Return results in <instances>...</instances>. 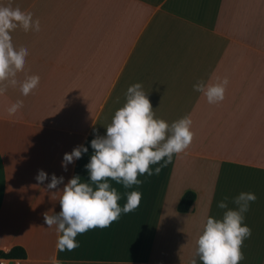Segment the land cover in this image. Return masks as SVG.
<instances>
[{
	"label": "crops",
	"instance_id": "obj_1",
	"mask_svg": "<svg viewBox=\"0 0 264 264\" xmlns=\"http://www.w3.org/2000/svg\"><path fill=\"white\" fill-rule=\"evenodd\" d=\"M33 13L40 30L18 27L14 45L26 47L23 81L38 75L28 96L19 85L0 94V249H24L8 264H197V239L207 217L221 218L241 192L254 193L244 223L251 228L240 264H264V0H0ZM227 77L224 100L209 104L199 81ZM140 83L156 118L171 124L190 115L195 133L184 152L159 164L158 175L124 188L109 179L123 208L131 191L139 206L110 227L76 237L79 247L57 252L56 227L43 214L59 212L64 185L85 165L91 141L106 135L127 89ZM3 86V85H0ZM23 107L14 115L7 109ZM87 153L62 167L65 153ZM43 170L48 179H35ZM63 177L47 189L51 176ZM93 187H95L93 185ZM195 194L186 211L185 192ZM2 258V257H0Z\"/></svg>",
	"mask_w": 264,
	"mask_h": 264
},
{
	"label": "clouds",
	"instance_id": "obj_2",
	"mask_svg": "<svg viewBox=\"0 0 264 264\" xmlns=\"http://www.w3.org/2000/svg\"><path fill=\"white\" fill-rule=\"evenodd\" d=\"M18 27L25 32L39 31V20H33V13L22 11L19 7L0 6V94L10 85H19L20 92L28 96L39 83L38 75H31L23 81L17 80V74L24 71L29 51L26 47L17 48L13 43V33ZM229 81L227 77L215 82L199 81L194 90L203 94L209 104L224 100ZM23 107V101L13 103L7 112L14 115ZM191 116H185L169 124L164 119L156 118L148 93L140 83L127 89L126 103L118 109L111 123L106 127V135H96L91 141L94 154L85 165L90 180L82 181L79 175L71 178L64 185L59 199L60 211L43 214L47 227H56L58 235L57 252L73 251L79 247L78 234L90 229H104L117 221L121 213L134 211L140 204L142 193L131 191L127 202L121 208L118 201L120 193L109 183L115 181L124 188L140 185L143 182L138 176L158 175L161 167L155 172L151 166L166 159L171 163L174 154H180L189 148L195 133L192 130ZM83 145L75 147L71 153H65L62 167L73 163L87 153ZM39 184L48 179L43 170L35 178ZM64 183V178L55 174L51 176L47 189H57ZM93 185L95 187H93ZM224 198L218 207L226 209L221 218L207 217L202 232L197 239L195 256L202 264H240L245 259L241 251L244 241L251 236V228L245 221V213L250 202L257 197L251 192H241L234 199L235 209L228 208ZM51 264H63L55 255L50 258ZM191 264H197L193 258Z\"/></svg>",
	"mask_w": 264,
	"mask_h": 264
},
{
	"label": "trees",
	"instance_id": "obj_3",
	"mask_svg": "<svg viewBox=\"0 0 264 264\" xmlns=\"http://www.w3.org/2000/svg\"><path fill=\"white\" fill-rule=\"evenodd\" d=\"M195 198L193 192H185L180 198L177 208L181 211L188 210ZM26 256L24 249L20 246H13L8 251H3L0 249V257L2 258H23Z\"/></svg>",
	"mask_w": 264,
	"mask_h": 264
},
{
	"label": "built area",
	"instance_id": "obj_4",
	"mask_svg": "<svg viewBox=\"0 0 264 264\" xmlns=\"http://www.w3.org/2000/svg\"><path fill=\"white\" fill-rule=\"evenodd\" d=\"M0 264H8L5 258H0Z\"/></svg>",
	"mask_w": 264,
	"mask_h": 264
}]
</instances>
